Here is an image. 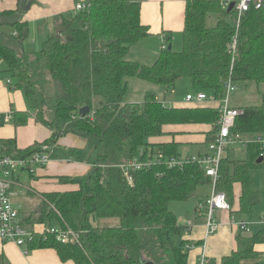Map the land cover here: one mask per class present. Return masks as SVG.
I'll list each match as a JSON object with an SVG mask.
<instances>
[{
	"label": "trees",
	"instance_id": "obj_1",
	"mask_svg": "<svg viewBox=\"0 0 264 264\" xmlns=\"http://www.w3.org/2000/svg\"><path fill=\"white\" fill-rule=\"evenodd\" d=\"M256 1L243 12L236 27L235 2L228 9L227 0H184L181 50L169 47L167 37L151 64L127 59L131 46L149 35V27L140 20V0H84L86 7L78 11H74V3L69 18L58 14L54 32H49L36 52L23 48L29 26L22 14L37 0H16L14 8L0 11V27L14 28L12 34L0 31V59L15 80L14 86L28 97L35 94L36 87L51 92L46 95L47 108L36 106L34 113L36 122L51 130L49 138L23 148L16 146L14 138L7 140L0 156L24 158L48 144L53 148L52 158L91 165L86 175L59 177L62 183L75 184V189L44 192L29 217L21 216L22 224L32 231L27 249L52 248L61 261L74 264H188L191 250L202 246L203 240L191 241L192 224L179 223L168 205L193 198L197 186H211V179L196 164L172 169L154 164L133 172L129 182L114 165L136 156L140 149L178 154L181 143L174 138L180 134L178 128L214 125L220 110L217 105L167 106L155 90L146 92L141 100H125L128 78L167 90L185 78L194 90L210 94H220L228 79L236 87L255 82L261 87V103L238 107L242 112L230 132L264 133V1L259 8ZM211 16H217L213 25L208 22ZM84 106L88 111L80 115ZM28 118L26 111L12 113L15 127L25 125ZM214 130L207 131L204 145ZM65 134L77 135L86 144L60 147L57 141ZM244 150V159L233 160L225 153L218 170L215 190L225 193L230 215L249 214L260 201L251 187V176L264 169V155L257 143L246 144ZM203 199L194 208L197 221L207 219ZM101 218L117 219L118 224H96ZM38 226L45 229L39 231ZM49 226L73 230L78 241L61 242L55 232L46 231ZM242 232L238 230L234 248L219 264H258L255 246L264 243V227L253 234ZM202 259L200 264L205 262ZM0 264L6 263L0 259Z\"/></svg>",
	"mask_w": 264,
	"mask_h": 264
},
{
	"label": "crops",
	"instance_id": "obj_2",
	"mask_svg": "<svg viewBox=\"0 0 264 264\" xmlns=\"http://www.w3.org/2000/svg\"><path fill=\"white\" fill-rule=\"evenodd\" d=\"M74 3H76L75 0H37L36 3L30 6V12H27L25 18L27 20L31 18L32 20L37 18L42 19L60 13H67L72 9ZM140 4L141 23L149 27V35L144 38H147V40H157L158 42L162 40V43H160L161 45L157 50H152L150 48L142 49L143 45H140V41L138 40L131 46L127 59L144 64H151L157 57L166 38L170 37L171 42L172 34L182 31L184 0H140ZM15 5L16 0H0V11L14 8ZM169 47H171L170 43ZM146 58L151 59L148 61ZM7 80L10 82L8 83ZM14 85L15 80L10 77V74L6 71V65L0 59V150L5 147V141L13 138L15 139L16 146L23 148L33 142L44 141L49 138L51 134V130L46 125L36 122L34 113L37 108L32 109V102L27 100V95H25L24 90ZM161 100L167 106L195 105V103L186 102L185 100L180 102H172L170 99ZM200 104L217 105V103L211 102H202ZM14 111L29 112V118L25 125L18 127L14 126L12 122V113ZM212 127V124L207 123L180 126L178 128L180 134L176 135L174 138L181 144L201 145L203 144L202 141L207 131ZM57 144L64 148L83 147L86 144V140L74 134H65L58 139ZM203 146L205 147L204 144ZM203 149L204 148H199L197 152ZM90 169L91 165L86 162L59 157L52 158L45 166L37 168L34 174L29 173L32 179L31 187L28 188L27 194L34 195L42 200V193L44 192H62L75 189V184L62 183L59 177L86 175ZM255 172L256 171L253 173L256 174ZM24 173L26 172H17L18 184L13 186L12 195L16 187L22 184L21 177ZM236 190L238 192V187ZM12 202L20 211V208L16 205L17 200L12 199ZM218 212L219 216L222 218L218 222L217 229L212 232L206 230V221H202V218H199V221L194 218L193 221L190 222L192 227L188 238H190L191 241L193 240V242L203 240V245L191 250L188 264H200V259L203 255L205 257L204 264H219V259L223 255L230 253L234 248L235 235L239 229L235 223L231 221L229 211L219 210L217 213ZM197 214L201 215L202 213L200 214L199 210ZM262 214H264V212ZM258 220L256 218L253 219V222H249L246 219L249 230L251 223H255L258 226L255 229L256 231L264 227ZM241 221H243V219H241ZM255 248L259 252L257 259L258 264H264V243L257 244ZM0 259L6 264H74L72 261H61L57 252L52 248L27 249L25 246L19 247L13 242L1 240Z\"/></svg>",
	"mask_w": 264,
	"mask_h": 264
},
{
	"label": "built area",
	"instance_id": "obj_3",
	"mask_svg": "<svg viewBox=\"0 0 264 264\" xmlns=\"http://www.w3.org/2000/svg\"><path fill=\"white\" fill-rule=\"evenodd\" d=\"M228 1V0H227ZM264 0H257L255 7L259 8ZM235 2V26L238 27L241 15L246 11L253 0H234ZM227 3V2H226ZM86 7L84 0L76 2L74 11L82 10ZM236 49V40L231 45V51L234 55ZM9 83L10 81L7 80ZM236 89L233 82L228 79L224 82L220 94H207L204 91L187 93L186 102L200 104L202 102L217 103L220 110V116L213 125L214 134L212 139L205 145V148L194 154L178 153L167 155L161 151L151 154L150 151L140 149L138 154L132 158L125 159L114 166L118 167L131 182L133 172L140 169H147L154 164H161L168 169L181 168L185 164H196L202 168L205 175L211 179V191L209 196L205 197L202 205L206 210V230L210 232L217 229L218 223L215 219L217 211H229L230 205L223 191H216L215 184L218 179V170L221 159L225 155L226 148L234 143L245 146L248 143H257L262 149L261 156L264 155V133L255 135H245L242 133H231L230 129L234 125L235 118L242 112L241 108L229 105V94ZM52 146L43 144L41 151H36L28 157L16 158L8 155L0 156V240L10 241L19 247H24L26 241L32 236L30 228L22 224L20 211L14 206L11 196L12 188L18 184L19 171H27L34 174L36 169L45 166L52 159ZM157 175H160L159 173ZM201 205V206H202ZM231 221L235 223L238 229L248 232L249 226L246 221H237L231 215ZM264 225V214L258 220ZM46 231L55 232L56 238L61 242H76L78 235L73 230L66 228L58 230L52 227H46ZM26 251V250H25ZM203 258L204 255L202 256ZM264 258V254H263ZM205 260V259H204ZM202 259V262H204Z\"/></svg>",
	"mask_w": 264,
	"mask_h": 264
},
{
	"label": "rangeland",
	"instance_id": "obj_4",
	"mask_svg": "<svg viewBox=\"0 0 264 264\" xmlns=\"http://www.w3.org/2000/svg\"><path fill=\"white\" fill-rule=\"evenodd\" d=\"M80 0H75V2ZM227 8L234 4V0H228ZM32 6V5H31ZM31 8V7H30ZM27 10V12L30 10ZM33 9V8H32ZM27 12L22 14L26 17ZM30 12V11H29ZM72 15V11H68L64 13V16L69 18ZM59 17L57 15L49 16L48 18H37V19H28V26H29V34L28 37L23 41V48L25 51L28 52H36L39 51L48 37L49 32L53 33L55 30V24L58 22ZM231 23L234 21L231 20L229 17L228 19ZM217 21V16H211L208 18V22L210 24H215ZM53 30V32H52ZM0 31L5 34H12L14 32V28L11 25H2L0 27ZM170 46L174 51H180L182 48V37L181 32L174 33L171 36ZM140 45H143L142 49L150 48L152 50H157L162 43V40L158 42L157 40L141 38L139 40ZM148 59V58H146ZM151 59V58H150ZM148 59V61L150 60ZM43 90V91H42ZM155 90L158 93V96L161 99L169 100L172 102H180L185 100V96L187 93H195L197 90H194L190 85L189 81L185 78L180 79L176 82L173 89H166L165 87L158 86L152 83H149L144 80H140L137 78H128V91L125 95V100L128 101H137L141 100L144 94L148 91ZM51 92L44 87L39 89L36 87L35 94L32 97L27 96V100L31 101L32 109H36L38 106L39 110H42L45 106L46 102V95L50 94ZM165 93V95H164ZM210 94V91L206 92ZM163 94V95H162ZM172 98V100H171ZM184 98V99H183ZM261 103V87L260 85L256 84L255 82H247L245 84H238L236 89L229 94V105L234 107H241V106H250V105H258ZM35 106V108H34ZM46 107V106H45ZM47 108V107H46ZM51 113V112H50ZM44 116L49 119L50 115L46 109H44ZM203 144L201 145H190V144H179L178 151L183 154H194L197 152L199 148H205ZM225 153L233 160L237 159H244L245 158V150L244 147L238 143H234L229 145ZM19 172H26L22 174L21 177V185L16 187L13 191L14 194L12 195L13 200H17L16 205L20 208L21 216H27L28 214L32 213L36 206L41 203V200L34 196L27 194V190L31 187V179L32 177L29 175L27 171H19ZM256 174L252 173L251 177V187L252 189L256 190L260 203L253 206L251 212L246 215H242L241 213H235L232 216L237 221H241V219H246L249 222H253V219H259L260 215L264 212V169H258L255 172ZM211 191V186L209 184H202L198 185L196 189V195L193 198H190L185 201H171L169 202V209L173 211L179 223L181 224H189L194 219V208L198 206L200 201L209 196ZM15 202V201H14ZM243 216V218H242ZM250 217V218H249ZM256 217V218H255ZM204 218V217H203ZM222 217L219 216V212L215 214V219L217 223L221 220ZM96 224L99 225H117V219H109V218H101L98 220ZM31 227V226H30ZM35 227V226H33ZM258 226L254 224H250V230L248 232H242L243 234H253ZM36 228V227H35ZM45 228L38 226L37 230L42 231Z\"/></svg>",
	"mask_w": 264,
	"mask_h": 264
},
{
	"label": "water",
	"instance_id": "obj_5",
	"mask_svg": "<svg viewBox=\"0 0 264 264\" xmlns=\"http://www.w3.org/2000/svg\"><path fill=\"white\" fill-rule=\"evenodd\" d=\"M232 6H233V4H232L230 7H228V9H230ZM87 111H88V107H87V106H84V107L80 108V110H79V114H80V115H85V114L87 113ZM261 160H262V157L259 158V159L257 160V162H261ZM146 264H147V263H146Z\"/></svg>",
	"mask_w": 264,
	"mask_h": 264
}]
</instances>
